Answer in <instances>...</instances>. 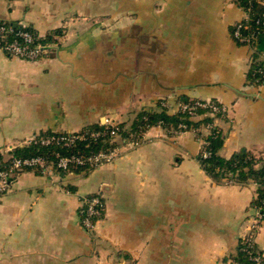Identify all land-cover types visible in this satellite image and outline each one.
<instances>
[{
	"label": "crops",
	"instance_id": "0c3cea01",
	"mask_svg": "<svg viewBox=\"0 0 264 264\" xmlns=\"http://www.w3.org/2000/svg\"><path fill=\"white\" fill-rule=\"evenodd\" d=\"M245 18L235 0H0V21L66 32L37 62L0 50V150L188 97L226 107L224 157L264 152V85L247 80L264 39L231 33ZM146 139L88 176L21 174L0 195V264H224L254 224L256 184L213 181L191 132ZM92 194L106 210L90 233L79 210ZM255 240L264 249V222Z\"/></svg>",
	"mask_w": 264,
	"mask_h": 264
},
{
	"label": "trees",
	"instance_id": "16d2710c",
	"mask_svg": "<svg viewBox=\"0 0 264 264\" xmlns=\"http://www.w3.org/2000/svg\"><path fill=\"white\" fill-rule=\"evenodd\" d=\"M235 1L248 16L242 21L247 28L241 29V35L254 33L255 37L250 45L256 48L264 39V0ZM0 26L14 29L13 33L0 35L2 42H12L15 39L22 41L17 33L20 31L30 33L34 38L32 46L41 45L46 48L47 52L42 58L55 56L62 47L61 40L66 36L65 29H57L41 36L32 26L15 25L7 21H0ZM235 31L236 26L232 28L231 33L233 38L241 43L234 37ZM262 55H264L263 52L259 50L254 55V61L247 76L248 83L251 85H264V56ZM198 103L204 104L205 102L180 97L178 104L181 107L173 113L170 107H165L161 101L154 109H143L137 112L129 122H119L115 125L95 123L85 126L76 133H57L50 130L41 132L31 141L19 143L8 151L0 150V172L10 173L9 181L12 183L26 172L45 175L44 169L39 166L21 165L19 169L14 168L15 160L42 158L46 162V167L51 169L52 177L65 179L70 175L88 176L96 170L88 159L115 147L121 148L122 144L118 142L119 140L137 148L147 142L146 134L153 127L163 128L170 137H178L185 132H191L201 143L197 160L213 181L219 184L224 182L240 185L254 183L257 186V194L252 207L256 213L262 215V219L253 226L245 238L239 240L236 253L227 257L224 264L229 261L231 264H264V249L260 248L255 240V235L264 222V152L252 153L241 150L229 158L224 157L221 152L226 136L216 125V120L225 118L227 111L216 100H212L211 103L218 106V110L211 107V104L198 106ZM183 106H187V109L184 110ZM96 134L98 135L95 136ZM63 136L75 137V140L67 145L65 141H60ZM47 139L50 142L43 143ZM62 157L81 158L85 160V163L73 162L63 169L58 166ZM68 189L74 191L73 187H68ZM95 195L97 194L87 195V197ZM102 201L104 205L100 208L101 215L94 218L96 222L101 221L105 216L106 202L104 198ZM256 259H260V262Z\"/></svg>",
	"mask_w": 264,
	"mask_h": 264
},
{
	"label": "built area",
	"instance_id": "2783aa9c",
	"mask_svg": "<svg viewBox=\"0 0 264 264\" xmlns=\"http://www.w3.org/2000/svg\"><path fill=\"white\" fill-rule=\"evenodd\" d=\"M247 14L246 18L247 19ZM247 28V26L243 25V22H240L236 25V31L234 33V37L238 39L243 44H251V41L254 39L255 34L250 33L246 36L241 35V29ZM14 29L11 27L6 26H0V35H6L13 33ZM19 38L22 39V41L15 39L12 42H2L0 40V50L6 53L9 56L12 57H18L23 60L31 61V62H37L40 59H42V56L47 52L46 48L44 46L38 45V46H32L34 42L33 36L26 32V31H20L17 33ZM211 103H198V106H206L210 105ZM178 107H181L178 105ZM214 109L216 110L215 106ZM184 110L187 109V106H183ZM193 110V108H191ZM96 134L95 136H97ZM35 137H33L31 140H33ZM30 140V141H31ZM75 137H66L63 136L60 138V141H65L67 145H70L72 142H74ZM50 142L49 139L44 140L43 143L48 144ZM122 156V151L120 147H115L113 149H110L107 152H101L97 154L96 156L89 158L88 161L91 163L92 166H94L96 169L101 167L104 164L112 163L116 159ZM207 156V154L205 155ZM85 163V160L77 157H62L60 159V162L58 166L60 168L66 169L70 163ZM21 165H28V166H39L44 169V174L52 176V171L50 168L46 167V162L42 158H33V159H26V160H15L14 162V168L19 169ZM10 173L8 172H0V194H5L10 190L12 182L9 181ZM103 196L101 194H97L92 197L84 196L80 200V225L81 227L88 231V232H94L97 224L99 222L94 221V218L96 216L101 215L100 208L104 205L103 204ZM262 219V215H260L258 212L256 213L255 220L253 226ZM252 226V228H253ZM246 237V236H245ZM244 237V238H245ZM256 261L260 262V259H256ZM226 264H231V262H227Z\"/></svg>",
	"mask_w": 264,
	"mask_h": 264
},
{
	"label": "rangeland",
	"instance_id": "374dc122",
	"mask_svg": "<svg viewBox=\"0 0 264 264\" xmlns=\"http://www.w3.org/2000/svg\"><path fill=\"white\" fill-rule=\"evenodd\" d=\"M251 46V45H250ZM163 102V105L165 106V107H169V105H168V103L166 102V101H162ZM205 103H211L212 102V100H208V101H204ZM179 105V104H178ZM211 105L212 106H214L213 105V103H211ZM216 107V110H218V106H215ZM222 107H224V109L227 111V109H226V107L224 106V105H222ZM108 124H110V125H115L116 123H114V122H111V123H108ZM118 139V138H117ZM118 142H120L121 144H122V146H121V151H122V155L125 153V152H128V151H130V150H134V149H136V148H134L133 147V145L132 144H124V142L122 141V140H119ZM138 148V147H137ZM97 228V227H96ZM252 230V229H251ZM251 230H250V232H251ZM95 231H96V229H95ZM94 231V232H95ZM91 233V232H90ZM93 233V232H92Z\"/></svg>",
	"mask_w": 264,
	"mask_h": 264
}]
</instances>
